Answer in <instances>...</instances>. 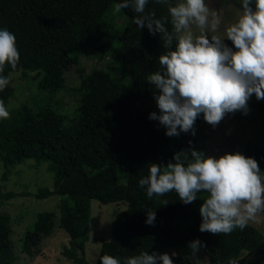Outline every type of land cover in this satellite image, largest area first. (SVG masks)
<instances>
[{"label":"trees","instance_id":"16d2710c","mask_svg":"<svg viewBox=\"0 0 264 264\" xmlns=\"http://www.w3.org/2000/svg\"><path fill=\"white\" fill-rule=\"evenodd\" d=\"M115 2L118 0H0V25L13 32L18 49L15 64L9 66L5 61L0 72L7 76L22 72L25 76L27 69L54 67L61 73L76 66L81 55L89 51L98 61L107 60L109 69L121 77L116 79L101 62L96 63L95 70L83 76L75 89L77 107L70 116L57 113L48 103H20L8 108L13 88L7 80L0 87V103L7 109V115L0 116L2 180L25 159L48 163L53 185L39 188L33 197L61 198L57 224L69 236L61 253L73 264H86L84 245L91 200L126 203L110 223V239L101 243L96 264L105 253L123 264L125 258L141 251L151 254L158 246L176 252V256L170 255L173 264H191L187 257L193 254L189 247L193 240L203 243L197 251L207 264H224L264 249L263 235L249 224L229 233L199 231L198 207L207 195L203 190L184 204L174 191L148 197L138 185L139 178L148 174L149 164L175 163L177 153L186 163L191 159L189 150L203 149L192 130L167 136L158 130L156 120L148 119L151 108H134L146 99L156 104L159 90L147 76L162 70L158 57L168 49L162 34H150L133 23L138 13L131 7L113 11ZM150 11L155 18L164 17L171 32L168 6L160 0H148L144 12ZM174 45L175 40L171 47ZM256 108L264 113V101ZM203 121L198 114L194 124ZM241 154L254 158L264 171L262 147L249 143ZM25 195L0 189V206ZM164 199L167 203L161 204ZM148 209L155 211L151 225L144 223ZM11 235L10 217L0 212V264H20ZM43 239L37 226L30 224L20 238L21 253L29 257L38 254Z\"/></svg>","mask_w":264,"mask_h":264},{"label":"clouds","instance_id":"9594fccd","mask_svg":"<svg viewBox=\"0 0 264 264\" xmlns=\"http://www.w3.org/2000/svg\"><path fill=\"white\" fill-rule=\"evenodd\" d=\"M168 6L171 32L164 17L155 18L153 12H144L148 0H118L113 11L131 7L137 16L133 23L148 32L162 34L168 50L159 55L162 70L151 72L147 81L159 90L155 95L159 113L150 112L164 126L167 136L192 130L198 114L215 126L226 113L248 111L247 100L254 94L264 98V0H238L239 18L216 34L222 23L218 10L209 7L210 0H160ZM211 33V34H210ZM231 41L229 46L224 42ZM175 40L174 48L171 47ZM18 49L14 34L0 25V68L7 61L15 64ZM8 76L0 72V87ZM7 109L0 103V116ZM190 144L191 141H188ZM191 159L181 162L179 153L166 166L148 165V174L138 180L148 197L174 191L180 201L188 204L203 190L206 197L198 207V230L211 233H229L235 227L243 228L257 214H264V171L257 161L239 152L224 153L219 157H205L202 151L189 150ZM162 200L161 204H166ZM155 211H146L145 224H153ZM203 243L190 242L194 254ZM176 252L139 254L124 259L123 264H173L170 258ZM99 264H121L119 258L107 253L99 257ZM192 264H199L193 255ZM229 264H237V260Z\"/></svg>","mask_w":264,"mask_h":264},{"label":"rangeland","instance_id":"374dc122","mask_svg":"<svg viewBox=\"0 0 264 264\" xmlns=\"http://www.w3.org/2000/svg\"><path fill=\"white\" fill-rule=\"evenodd\" d=\"M209 7L218 10L223 18L216 33L218 35H223V29L235 22L240 15L238 0H210ZM224 42L232 46L227 38ZM98 62L101 61L88 51L81 55L76 66L61 73L54 67L47 70L27 69L25 76L22 72H10L8 82L13 88V94L8 101V108H15L20 103L30 106L48 103L59 114L74 115L78 99L75 89L83 76L95 70ZM100 66L104 70H109L116 79L121 80L118 71L109 69L107 60L101 62ZM262 101L264 98L257 99L252 94L246 102L248 107L246 114H242L241 110L226 113L215 126L206 121L193 124L196 140L202 147L205 157H219L226 152L242 153L249 143L264 149V113H259L256 108ZM136 106L149 107L152 112L159 113L156 104L150 99L142 100L134 108ZM156 127L165 132L164 126L157 120ZM47 166V162L36 163L34 160L25 159L11 168L6 180H2L4 168L0 161V189L5 192L26 193L25 196H16L0 206V212L10 217L13 250L16 261L20 264H73L61 253L62 248L69 242V236L57 224L61 198L57 195L44 199L33 197L39 188H51L53 185V174L47 170ZM120 181L124 183V178L121 177ZM125 208L124 201L108 204H101L96 200L90 201L88 240L84 245L86 264H96L101 243L110 239L111 221ZM30 224L36 225L44 235L40 251L33 257L25 256L20 251V238ZM247 224L256 228L264 237V214H257ZM156 252L171 254L173 251L158 246ZM193 255L199 259V264H207L199 251L187 257L189 263L192 264ZM233 260H237V264H264V249L255 253H246L224 264H229Z\"/></svg>","mask_w":264,"mask_h":264}]
</instances>
